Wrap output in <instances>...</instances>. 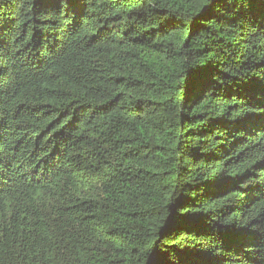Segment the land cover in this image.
<instances>
[{"label": "trees", "instance_id": "obj_1", "mask_svg": "<svg viewBox=\"0 0 264 264\" xmlns=\"http://www.w3.org/2000/svg\"><path fill=\"white\" fill-rule=\"evenodd\" d=\"M0 264H264V0H0Z\"/></svg>", "mask_w": 264, "mask_h": 264}]
</instances>
